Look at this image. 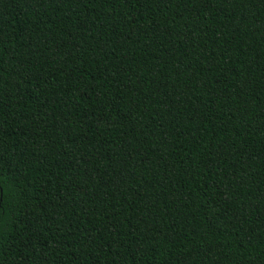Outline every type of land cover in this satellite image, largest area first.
<instances>
[{
	"label": "trees",
	"instance_id": "trees-1",
	"mask_svg": "<svg viewBox=\"0 0 264 264\" xmlns=\"http://www.w3.org/2000/svg\"><path fill=\"white\" fill-rule=\"evenodd\" d=\"M0 264H264V0H0Z\"/></svg>",
	"mask_w": 264,
	"mask_h": 264
}]
</instances>
